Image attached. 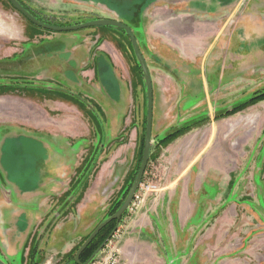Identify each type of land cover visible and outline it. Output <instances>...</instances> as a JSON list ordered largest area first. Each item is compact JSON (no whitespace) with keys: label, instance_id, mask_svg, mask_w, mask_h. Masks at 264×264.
Wrapping results in <instances>:
<instances>
[{"label":"rangeland","instance_id":"obj_1","mask_svg":"<svg viewBox=\"0 0 264 264\" xmlns=\"http://www.w3.org/2000/svg\"><path fill=\"white\" fill-rule=\"evenodd\" d=\"M19 1L53 26L126 24L150 68L151 158L106 242L120 264H264V0H226L239 11L214 45L216 33L191 32L202 34L203 53L212 52L175 57L174 72L156 58L162 43L132 25L133 0ZM143 2L146 9L160 3L139 0L137 8ZM0 32V258L70 264L122 206L139 171L145 78L129 36L117 27L51 31L0 0ZM16 208L38 221L29 225L22 212L16 224L36 231L33 261V236L20 250L7 240L4 216Z\"/></svg>","mask_w":264,"mask_h":264},{"label":"crops","instance_id":"obj_2","mask_svg":"<svg viewBox=\"0 0 264 264\" xmlns=\"http://www.w3.org/2000/svg\"><path fill=\"white\" fill-rule=\"evenodd\" d=\"M110 1L114 4H118V3H124V1L126 0H121V1L110 0ZM159 1L160 3H158L157 5L154 6L152 4L146 9L144 2L142 3L141 8H137L140 7L139 0H133V2H131V7L136 6V12L132 13V15H130V18L136 19L135 21H131L133 26H135L136 22L140 23V25L144 28V30L141 28L138 30L142 31L144 35H145L144 31L148 33L151 37L152 42L158 39V41L162 43V45L159 44L158 47L159 54L156 55L157 56L156 58L157 60H159L160 66L163 65V66L171 67L172 72H174V70L171 66V61L175 57H180L182 62L183 59L189 58L191 56L197 57L203 54H209L210 49L206 50L204 53L201 50L200 42L202 41V36H201L202 34L194 35L191 33L193 32V30L198 31V29H194V28L201 27L202 29H200V31L202 32L207 33L208 31V32L216 33V37L214 38L215 41L213 43L214 45L215 42L217 41L216 39L220 36V34H222L224 28L228 26L230 17L236 16V14H238L237 13L238 9H234L233 7H231V5L226 7L227 5L225 3L226 0H159ZM227 1L230 2L231 0H227ZM236 1L237 0H232V4H235ZM76 3L80 4L79 0H76ZM225 17L228 18L227 21L224 20ZM112 18H119L121 20V17H119L118 15ZM9 34H10V30L5 29V35H9ZM151 34L154 36H151ZM162 38H165L166 41H164ZM193 41H197L198 44L197 45L196 43L192 44ZM145 42L148 43V46L150 45L148 38ZM170 42H172L173 44H171ZM187 42L188 43L191 42V43L186 46ZM187 47H189L191 51L196 50L197 53H191L187 51L188 50ZM213 48L211 49V52ZM73 49H74V56L73 58L70 59L76 62V49L77 50L79 49L76 45L73 46ZM169 74L171 75L169 77L172 79V77L174 76L172 75L171 72ZM160 98H162V96ZM47 161L48 160H46V163H48ZM36 193L38 192L36 191L31 195H34ZM27 211L28 213H26L25 211H21V208H16V210L13 213H10L9 210V214L4 216V219H8L9 220L8 223L11 224L10 231L7 233L8 236L7 240L9 241L10 245L14 246L15 249H19V250L22 249L24 242H26L25 238L36 235V231L34 232L31 226L27 230L24 229V232L19 231V228L16 226L18 219L21 218L22 216V212L30 219V223H28L29 225L38 223V221L35 220L36 217L34 216L33 211L28 209ZM43 222H44L43 218H41L39 220V223L42 224ZM31 231H33V233H31ZM19 250L12 252L11 255L16 254V252H18Z\"/></svg>","mask_w":264,"mask_h":264},{"label":"water","instance_id":"obj_3","mask_svg":"<svg viewBox=\"0 0 264 264\" xmlns=\"http://www.w3.org/2000/svg\"><path fill=\"white\" fill-rule=\"evenodd\" d=\"M13 8L18 11L20 14H22L27 20H29L31 23L35 24L38 27H41L43 29L51 30V31H57V32H65V31H77L83 28L87 27H99V26H113L117 28H121L126 31L127 35L131 39V42L133 44L134 52L136 54L137 60L139 65L141 66V69L143 71V75L145 78L146 86H147V94H148V112H147V125H146V135H145V142H144V150H143V158L141 162V166L139 168L138 174L135 178V181L130 189V192L125 199L123 205L119 210L104 220L101 224L95 228V230L92 232V234L89 236V238L83 243V245L78 250L75 261L78 264H82L80 261V256L82 252L86 249V247L92 242V240L96 237V235L110 222L113 220H116L119 222L121 217L124 215V213L128 210L130 207L135 194L137 193L140 184L142 183V179L144 177L147 165L149 163L151 153H152V131H153V118H154V89H153V81L150 73L149 66L142 54V51L140 49L138 40L133 32V30L127 26L126 24L117 21V20H110V19H100L91 21L88 23H83L75 26H69V27H61V26H53L46 23H43L42 21L38 20L30 11H28L20 2L19 0H8ZM112 236V235H111ZM111 236L105 241L104 244L100 247V249L97 251V253L102 250L106 244V242L111 238ZM96 253V254H97ZM0 264H7L0 258Z\"/></svg>","mask_w":264,"mask_h":264},{"label":"trees","instance_id":"obj_4","mask_svg":"<svg viewBox=\"0 0 264 264\" xmlns=\"http://www.w3.org/2000/svg\"><path fill=\"white\" fill-rule=\"evenodd\" d=\"M8 1V0H7ZM9 2V1H8ZM20 2V1H19ZM10 3V2H9ZM21 3V2H20ZM11 4V3H10ZM22 4V3H21ZM23 6H24V4H22ZM28 11H30L36 18H37V16L34 14V12L33 11H31L28 7H26V6H24ZM38 20H40V21H42V22H44V23H47V22H45V21H43V20H41V19H38ZM32 26H35V27H38V26H36L35 24H33V23H31L29 20H27ZM119 30H122L124 33H126V31L125 30H123V29H121V28H118ZM131 41V40H130ZM132 43V42H131ZM132 46H133V44H132ZM134 49V48H133ZM138 63V62H137ZM138 66H139V68H140V70H141V72H142V74H143V71H142V69H141V66L139 65V63H138ZM146 124H147V120H146ZM182 132V131H181ZM175 137H177V134L176 135H174V136H172L171 138H170V140L171 139H173V138H175ZM144 139H145V136H144ZM170 142V141H169ZM143 150H144V144L142 145V149H141V158H140V161H142V158H143ZM151 158V157H150ZM138 173V172H137ZM137 173H136V175L134 176V178H133V180H132V182H131V184H130V187H129V189L128 190H126V192L124 193V195L126 194H128V192H129V190H130V188L132 187V183L135 181V178H136V176H137ZM123 195V196H124ZM126 197V196H125ZM123 200V199H122ZM125 201V200H124ZM124 203V202H123ZM123 205V204H122ZM121 206L119 205V206H117L116 208H115V210H113L110 214H109V216H112L113 214H115L116 212H117V210H119V208H120ZM108 216V217H109ZM117 221L116 220H113L112 222H110L108 225H106L97 235H96V237L92 240V242L86 247V249L82 252V254H81V256H80V261H81V263L82 264H86L96 253H97V251L100 249V247L102 246V244H104L105 243V241L112 235V233H113V231L115 230V227H116V225H117V223H116ZM107 234V235H106ZM105 236V237H104ZM103 237H104V239H103ZM34 238H35V236H33V238H32V242H33V250H32V252H31V261H33V258H35V254L37 253V249H38V245H37V243L35 242V244H34ZM72 263L70 262V264H78L76 261H75V256H73L72 257Z\"/></svg>","mask_w":264,"mask_h":264},{"label":"built area","instance_id":"obj_5","mask_svg":"<svg viewBox=\"0 0 264 264\" xmlns=\"http://www.w3.org/2000/svg\"><path fill=\"white\" fill-rule=\"evenodd\" d=\"M109 242L110 240L107 243ZM107 243L104 248L95 254L86 264H120L116 250L109 248V244Z\"/></svg>","mask_w":264,"mask_h":264},{"label":"flooded vegetation","instance_id":"obj_6","mask_svg":"<svg viewBox=\"0 0 264 264\" xmlns=\"http://www.w3.org/2000/svg\"><path fill=\"white\" fill-rule=\"evenodd\" d=\"M237 1H240V0H237ZM250 2H251V0H250ZM239 11V10H238ZM130 39V38H129ZM131 40V39H130Z\"/></svg>","mask_w":264,"mask_h":264}]
</instances>
